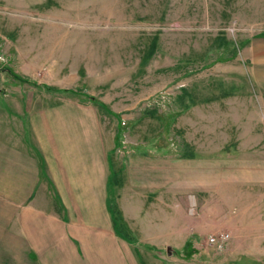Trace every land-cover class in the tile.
<instances>
[{
  "label": "rangeland",
  "instance_id": "obj_1",
  "mask_svg": "<svg viewBox=\"0 0 264 264\" xmlns=\"http://www.w3.org/2000/svg\"><path fill=\"white\" fill-rule=\"evenodd\" d=\"M81 103L110 149L105 264H264V0H0V140ZM14 233L0 199V264H31Z\"/></svg>",
  "mask_w": 264,
  "mask_h": 264
},
{
  "label": "crops",
  "instance_id": "obj_2",
  "mask_svg": "<svg viewBox=\"0 0 264 264\" xmlns=\"http://www.w3.org/2000/svg\"><path fill=\"white\" fill-rule=\"evenodd\" d=\"M60 108L31 114L21 139L0 140V199L13 206L14 234L27 251L14 260L123 262L122 254L101 251L118 236L107 203L110 149L97 111L84 103Z\"/></svg>",
  "mask_w": 264,
  "mask_h": 264
},
{
  "label": "built area",
  "instance_id": "obj_3",
  "mask_svg": "<svg viewBox=\"0 0 264 264\" xmlns=\"http://www.w3.org/2000/svg\"><path fill=\"white\" fill-rule=\"evenodd\" d=\"M228 238V234L226 233H220L218 235H211L208 238V242L213 245L217 249H222L226 243V240Z\"/></svg>",
  "mask_w": 264,
  "mask_h": 264
}]
</instances>
